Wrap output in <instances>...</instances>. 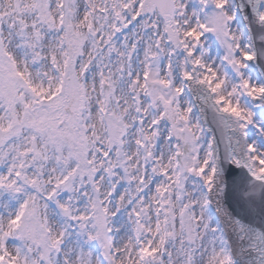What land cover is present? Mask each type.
Masks as SVG:
<instances>
[{
	"label": "snow or ice",
	"instance_id": "6c2138e0",
	"mask_svg": "<svg viewBox=\"0 0 264 264\" xmlns=\"http://www.w3.org/2000/svg\"><path fill=\"white\" fill-rule=\"evenodd\" d=\"M0 264H264V0H0Z\"/></svg>",
	"mask_w": 264,
	"mask_h": 264
}]
</instances>
